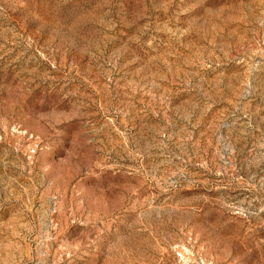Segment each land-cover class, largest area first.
Here are the masks:
<instances>
[{"label":"rangeland","instance_id":"obj_1","mask_svg":"<svg viewBox=\"0 0 264 264\" xmlns=\"http://www.w3.org/2000/svg\"><path fill=\"white\" fill-rule=\"evenodd\" d=\"M0 264H264V0H0Z\"/></svg>","mask_w":264,"mask_h":264}]
</instances>
